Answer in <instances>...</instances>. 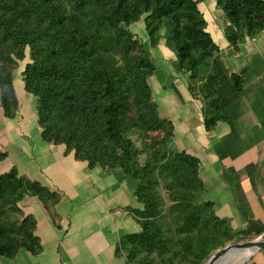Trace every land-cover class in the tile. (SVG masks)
<instances>
[{"label":"trees","instance_id":"trees-1","mask_svg":"<svg viewBox=\"0 0 264 264\" xmlns=\"http://www.w3.org/2000/svg\"><path fill=\"white\" fill-rule=\"evenodd\" d=\"M94 1L93 17L85 18L78 13L84 0H0L4 115L18 114L13 70L28 56L23 89L36 99L42 139L65 145L67 154L73 152L90 169H119L122 178L137 182L141 207L129 211L141 231L123 235L116 255L125 256L127 264H205L236 233L212 202L200 201L205 189L199 159L170 148L174 125L161 117L149 83L157 66L130 26L143 19L152 48L165 39L179 70L188 75L190 91L205 99L207 131L218 121L231 123L221 109L223 89L210 73L220 48L197 0ZM216 6L240 42L264 30V0H216ZM245 73L233 76L237 93ZM150 131L162 132L153 151L142 139ZM6 157L0 151V162ZM26 196L38 197L45 207L60 200L16 167L0 174V258L14 259L21 249L34 256L42 251L36 219L21 207Z\"/></svg>","mask_w":264,"mask_h":264},{"label":"crops","instance_id":"crops-1","mask_svg":"<svg viewBox=\"0 0 264 264\" xmlns=\"http://www.w3.org/2000/svg\"><path fill=\"white\" fill-rule=\"evenodd\" d=\"M212 3V13L199 7L220 48L210 73L223 89L221 109L231 123L221 120L206 130L205 100L190 91L188 75L179 70L176 57L152 58L157 70L149 83L161 117L174 125L173 148L200 161L202 201L212 202L215 213L230 220L235 233L257 235L264 229V30L240 42L235 30L226 34L229 24L216 0ZM244 70L243 90L237 93L233 76ZM27 96L16 118H6L0 110L7 122L0 123V151L7 153L0 166L9 161L5 172L16 167L21 176L56 192L60 200L45 207L36 196L24 198L21 207L36 219L42 251L34 256L21 249L1 264H127L125 256L115 252L123 235L141 231L129 211L141 207L135 196L137 182L122 178L119 169H90L73 152L67 154L65 145L45 142L36 99ZM244 264H264V249Z\"/></svg>","mask_w":264,"mask_h":264},{"label":"rangeland","instance_id":"rangeland-1","mask_svg":"<svg viewBox=\"0 0 264 264\" xmlns=\"http://www.w3.org/2000/svg\"><path fill=\"white\" fill-rule=\"evenodd\" d=\"M197 1H198L199 6L201 7L202 10H204L205 12H208V13H212L214 4L213 3L211 4V2L212 1H215V0H197ZM94 6H95V1L94 0H84L83 6L80 9H78V13L81 16L85 17V18H91V17H93ZM202 13L204 15V18L207 19L206 13H204L203 11H202ZM224 20H225V22L227 24H229V22H228V20H227V18L225 16V14H224ZM218 24L219 25H223V24H221V21L220 20L218 21ZM228 26L229 25H227L226 27L228 28ZM226 27H224V30L226 29ZM130 29H131V31L133 33H135L138 37H140L144 41V45L146 47L145 48L146 56L149 55L151 57V59L152 58H155V57H156V59H170L172 57L173 58L176 57L175 53L172 52L166 46L165 39L164 38L160 40V43L157 46V48H152L151 47L150 40L148 38V35H147L146 31L144 30V20L143 19L140 20V21H138V22H136V23H133L130 26ZM158 47H159V51L156 50V49H158ZM162 51H164V52H162ZM139 57H140V54H138L136 56V59H138ZM28 58L29 57L27 56V58L24 61L18 62V65L13 70V84H14V87H15V90H16V93H17V96L18 95L20 96V92L23 89L22 71H23V68H24L25 64L29 60ZM156 92H157V89H156ZM27 95H29V93L27 94L25 92V90H24V92H22V98L21 97L19 98V107H21V104L24 103L25 98L28 97ZM199 95L201 97H203L200 91H199ZM203 99H204V97H203ZM1 109H2V105H1V100H0V110ZM1 114H0V123L1 124L2 123H5L4 125H7V122H5L6 120L4 119L3 115L1 116ZM15 133H17V132H14V135H15ZM142 137H143L142 139H143L144 145L147 147V149L149 151H153L155 149H158L159 146H160V144H161L162 132L150 131V132L143 133V136ZM170 148L175 151V149L172 146V143L170 144ZM9 164H10L9 161L1 164V166H0V172L1 171L2 172L7 171ZM164 196L166 198L165 192H164ZM200 201H202V199ZM166 203H167V205H169V202L168 201H166ZM22 210H23V208H22ZM172 228L174 230V227L173 226H172ZM258 237H257V235L250 234L248 232L236 233L235 240H233L232 242L227 243V245H232V244H235V243H243V242H246V241H251V240H254V239L258 238ZM4 259H6V258L5 257L4 258H0V264L2 263V261H4ZM247 262L248 261H246L245 263H247ZM176 263L177 264H188V262H181L179 260H177ZM228 264H236V263L231 260V261L228 262Z\"/></svg>","mask_w":264,"mask_h":264},{"label":"water","instance_id":"water-1","mask_svg":"<svg viewBox=\"0 0 264 264\" xmlns=\"http://www.w3.org/2000/svg\"><path fill=\"white\" fill-rule=\"evenodd\" d=\"M227 29L234 32V28L232 26H228ZM262 249H264V233L254 240L227 245L221 249L216 250L208 258L205 264H218L221 260L226 259V257L232 252L234 253L243 250H251L252 254L245 261L239 263V264H244L252 257V255H254L256 252Z\"/></svg>","mask_w":264,"mask_h":264},{"label":"bare ground","instance_id":"bare-ground-1","mask_svg":"<svg viewBox=\"0 0 264 264\" xmlns=\"http://www.w3.org/2000/svg\"><path fill=\"white\" fill-rule=\"evenodd\" d=\"M252 254L251 250H243L239 252H232L229 254L226 259L221 260L218 264H228L229 261H234V262H243L245 261L250 255Z\"/></svg>","mask_w":264,"mask_h":264}]
</instances>
